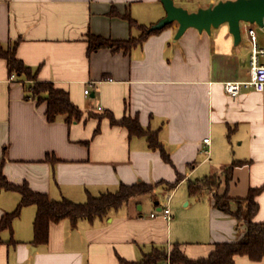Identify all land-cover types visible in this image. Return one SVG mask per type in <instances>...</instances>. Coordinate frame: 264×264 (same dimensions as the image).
Segmentation results:
<instances>
[{"label":"crops","instance_id":"crops-1","mask_svg":"<svg viewBox=\"0 0 264 264\" xmlns=\"http://www.w3.org/2000/svg\"><path fill=\"white\" fill-rule=\"evenodd\" d=\"M220 1L226 0H174L189 12ZM165 16L160 0H0V44L18 42L17 57L38 70V80L66 91L83 112L71 125L64 117L49 123L46 103L28 97V83L12 78L0 58V174L51 200L74 203L140 181L155 190L103 219L75 227L69 220L53 223L44 245L34 244L37 209L26 207L12 230L1 233L0 264H124L175 244L190 259L206 258L214 244L237 242L245 232L214 208L207 190L190 194L191 185L214 174L219 193L234 199L263 188L254 221L264 223V93L231 97L224 90L225 82L249 79L248 30L255 25L241 24L237 46L227 24L210 33L188 29L176 40L174 23L128 50L88 54V34L137 39L141 27L150 29ZM106 113L137 119L156 135L167 159L145 137L112 125ZM240 161L246 164L234 168L226 185L223 166ZM19 202L18 193L0 190V220ZM166 208L170 218L162 216ZM234 264L264 259L238 256Z\"/></svg>","mask_w":264,"mask_h":264},{"label":"trees","instance_id":"trees-1","mask_svg":"<svg viewBox=\"0 0 264 264\" xmlns=\"http://www.w3.org/2000/svg\"><path fill=\"white\" fill-rule=\"evenodd\" d=\"M111 14L116 15L114 12ZM130 24L134 25L136 22L131 20ZM141 29L143 32L139 38H132L128 41H115L88 34V54L103 48L128 50L133 46L142 44L149 36L160 32L149 31L144 27ZM17 45L18 42L11 47L0 44V58L7 61L11 75L21 77L28 83L26 85L28 97L36 99L38 104L46 103L45 116L47 121L54 123L59 117H64L68 125L80 121L83 112L72 103L69 94L56 88L51 82L39 81L38 70H33L17 57ZM104 116L110 119L112 125L126 127L130 136L145 137L150 147L160 149L164 158L167 159L156 135L142 129L137 119L125 117L116 120L112 114L107 113ZM90 117L98 118L99 116L90 114ZM98 132L99 130L96 131V133ZM47 159H50L49 155ZM244 164L246 162L240 161L223 166L226 185H229L232 180L234 168ZM220 185L219 176L214 174L191 185L189 190L191 195H200L202 191L207 190L215 209L234 217L238 223L245 227V232L239 241L214 244V250L206 258L190 259L180 249V245L175 244L170 250L166 247H153L150 253L145 254L138 262H122L124 264H234L235 258L238 256H246L256 262L262 261L264 259V223H256L254 218L259 211L257 197L263 188L251 189L244 199H234L227 193L221 195L219 193ZM175 186L176 184L172 185L171 188ZM150 187L140 181L132 186L121 185L116 193L89 197L85 203H74L65 198L59 201L51 200L47 194L32 191L27 183L17 185L9 182L5 176L0 174V190L16 192L20 195L17 208L11 213H6L0 220V245L2 244L1 233L4 230H12L14 220L20 216L26 207L34 206L37 209L33 223L34 244L44 245L48 243L51 224L69 220L75 227L81 220L92 222L97 218L103 219L108 216L110 211L118 210L138 197L153 195L154 193L150 192ZM233 204L236 206L235 210Z\"/></svg>","mask_w":264,"mask_h":264},{"label":"water","instance_id":"water-1","mask_svg":"<svg viewBox=\"0 0 264 264\" xmlns=\"http://www.w3.org/2000/svg\"><path fill=\"white\" fill-rule=\"evenodd\" d=\"M166 16L149 31H160L165 27L178 23L175 39H180L188 29H196L200 33H210L227 24L229 32L237 46L242 42L241 24L264 25V0H226L207 8L189 12L177 6L174 0H160Z\"/></svg>","mask_w":264,"mask_h":264},{"label":"built area","instance_id":"built-area-1","mask_svg":"<svg viewBox=\"0 0 264 264\" xmlns=\"http://www.w3.org/2000/svg\"><path fill=\"white\" fill-rule=\"evenodd\" d=\"M259 29L264 33V25ZM255 34L254 29L248 30V35L251 38ZM15 75H12L14 78ZM225 92L231 97H237L243 90H253L257 93H264V47L259 44L253 43V47L250 54V69H249V79L246 81H236V82H225L224 83ZM88 90L85 91L87 95ZM206 145L210 144V140L207 138L204 140ZM158 213L152 214V217H156ZM162 216L165 218H170V210L166 208L162 212ZM170 264V263H168Z\"/></svg>","mask_w":264,"mask_h":264},{"label":"rangeland","instance_id":"rangeland-1","mask_svg":"<svg viewBox=\"0 0 264 264\" xmlns=\"http://www.w3.org/2000/svg\"><path fill=\"white\" fill-rule=\"evenodd\" d=\"M253 28H254L255 34L250 38L251 43H256V44H259L261 47H264V33L257 26H253ZM154 191H155L154 187H150V192L154 193ZM160 201L162 205H165L166 200L164 197H161Z\"/></svg>","mask_w":264,"mask_h":264}]
</instances>
